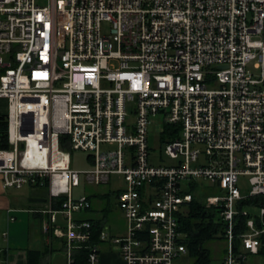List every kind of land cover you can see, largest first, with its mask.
<instances>
[{"label": "built area", "instance_id": "2783aa9c", "mask_svg": "<svg viewBox=\"0 0 264 264\" xmlns=\"http://www.w3.org/2000/svg\"><path fill=\"white\" fill-rule=\"evenodd\" d=\"M151 128L172 163L153 154ZM73 151L91 170L71 169ZM80 175L93 186L123 180L114 197L125 232L100 225L97 240L124 264H183L178 220L194 197L223 224L215 264L258 255L264 0H0L2 187L46 188L48 208L36 212L67 264L77 250L100 264L94 225L77 218L91 201L71 196ZM205 182L215 195L199 193Z\"/></svg>", "mask_w": 264, "mask_h": 264}, {"label": "crops", "instance_id": "0c3cea01", "mask_svg": "<svg viewBox=\"0 0 264 264\" xmlns=\"http://www.w3.org/2000/svg\"><path fill=\"white\" fill-rule=\"evenodd\" d=\"M22 189H4L0 177V264H27L28 250L43 254L40 264H67L64 241L54 237L50 230H44V226L49 224L48 214L36 212L48 208L47 189L28 188L33 192L30 197L11 193V190L19 192ZM39 190L44 192L37 193ZM104 196L106 195H102ZM88 198L91 201L90 210L81 213L77 218L99 220L110 236H122L125 232L122 212L119 210V214H116L102 200H98L101 205L94 206L93 200ZM109 198L107 197L108 201ZM30 199H45V202L35 203L30 202ZM10 218L14 220L11 221ZM57 220L60 225L63 223L60 218ZM98 247L100 264H124L110 241L99 242ZM222 257L217 262L214 261V264L220 262ZM254 257L248 256L244 264H256L253 259L249 263V259ZM188 259L187 257L183 264H187Z\"/></svg>", "mask_w": 264, "mask_h": 264}, {"label": "trees", "instance_id": "16d2710c", "mask_svg": "<svg viewBox=\"0 0 264 264\" xmlns=\"http://www.w3.org/2000/svg\"><path fill=\"white\" fill-rule=\"evenodd\" d=\"M169 128L166 127V140L174 138L170 134ZM2 147H7V143L2 142ZM89 160L90 157L87 156ZM90 162V161H89ZM47 187V179L45 180ZM63 198H60L53 202L52 208L57 209ZM255 205L264 206V196L253 200ZM94 225V242H98L97 233L100 228L99 220H88ZM179 231L185 234L184 245L188 252L189 261L187 264H214V256L212 250L208 246L210 243L216 241H223V224L214 209H206L199 199L194 197L192 202L189 204L188 213L185 217H179ZM224 242V241H223ZM260 247L258 255L264 258V236L260 239ZM235 246L238 247L239 242H234ZM225 253L223 250L222 256ZM42 253L40 251L28 250L27 251V264H40L42 259ZM4 260V259H3ZM86 251L77 250L74 252V263L73 264H85Z\"/></svg>", "mask_w": 264, "mask_h": 264}, {"label": "rangeland", "instance_id": "374dc122", "mask_svg": "<svg viewBox=\"0 0 264 264\" xmlns=\"http://www.w3.org/2000/svg\"><path fill=\"white\" fill-rule=\"evenodd\" d=\"M38 3L44 4L45 0H38ZM149 144L152 148V152L155 155V157L160 156L165 164L172 163L173 161L169 160L166 158L164 155L163 151L165 149L164 145L159 146L158 142V134L154 132V129H150L149 132ZM88 154L82 151H73L70 154L71 157V169L77 172H86L91 170V163L87 159ZM124 187L123 180L118 177V176H111L109 183L105 185H100V186H93L89 185L83 180V176L80 175V186L77 188H73L71 190V196L73 198H80L84 196H88L93 200V205H101L98 200H102L103 204L107 207L109 206L113 212L116 214H119V209L116 207V200L114 197L115 191L119 190L120 188ZM41 189V188H39ZM44 190H39L37 193H43ZM12 194H23L25 197H30L33 192L28 190V188L22 189V191L16 192L14 190H11ZM201 195H206V196H213L216 193L210 189L207 185V183H203V187L200 189L199 192ZM102 195H106L102 197ZM107 197L109 198V201L107 200ZM101 198V199H100ZM99 203V204H98ZM254 214L255 212H251ZM210 249L212 250L213 256H214V261H218L222 257L223 250L225 248V242L223 241H216L213 243H210L208 245ZM256 264H264V258L261 257L259 258L258 256H255L254 258L249 259V263L252 262V260ZM189 259L187 260V262Z\"/></svg>", "mask_w": 264, "mask_h": 264}, {"label": "water", "instance_id": "95a60500", "mask_svg": "<svg viewBox=\"0 0 264 264\" xmlns=\"http://www.w3.org/2000/svg\"><path fill=\"white\" fill-rule=\"evenodd\" d=\"M21 147H23V145H21ZM30 202L41 203L45 202V199H30Z\"/></svg>", "mask_w": 264, "mask_h": 264}]
</instances>
